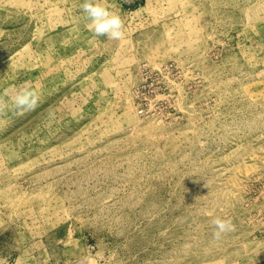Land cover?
Segmentation results:
<instances>
[{
	"label": "rangeland",
	"instance_id": "rangeland-1",
	"mask_svg": "<svg viewBox=\"0 0 264 264\" xmlns=\"http://www.w3.org/2000/svg\"><path fill=\"white\" fill-rule=\"evenodd\" d=\"M82 2L0 0V258L264 264V0Z\"/></svg>",
	"mask_w": 264,
	"mask_h": 264
},
{
	"label": "clouds",
	"instance_id": "clouds-1",
	"mask_svg": "<svg viewBox=\"0 0 264 264\" xmlns=\"http://www.w3.org/2000/svg\"><path fill=\"white\" fill-rule=\"evenodd\" d=\"M81 12L87 20L86 27L95 38L106 37L109 40L119 41L124 38V22L107 0H83ZM16 109L24 111L34 110L39 102L38 92L28 86L21 87L11 98ZM211 215V213H208ZM215 226L214 237L220 239L225 233L234 231L235 226L231 219L217 216L212 221ZM0 264H7L6 258H0Z\"/></svg>",
	"mask_w": 264,
	"mask_h": 264
},
{
	"label": "bare ground",
	"instance_id": "bare-ground-1",
	"mask_svg": "<svg viewBox=\"0 0 264 264\" xmlns=\"http://www.w3.org/2000/svg\"><path fill=\"white\" fill-rule=\"evenodd\" d=\"M88 264L89 263V261L88 262H82V261H80V262H78L77 264Z\"/></svg>",
	"mask_w": 264,
	"mask_h": 264
},
{
	"label": "crops",
	"instance_id": "crops-1",
	"mask_svg": "<svg viewBox=\"0 0 264 264\" xmlns=\"http://www.w3.org/2000/svg\"><path fill=\"white\" fill-rule=\"evenodd\" d=\"M139 1H141V0H139Z\"/></svg>",
	"mask_w": 264,
	"mask_h": 264
}]
</instances>
